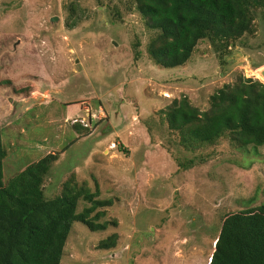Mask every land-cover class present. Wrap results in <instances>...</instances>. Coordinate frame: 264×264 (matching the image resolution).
<instances>
[{
    "label": "rangeland",
    "instance_id": "obj_1",
    "mask_svg": "<svg viewBox=\"0 0 264 264\" xmlns=\"http://www.w3.org/2000/svg\"><path fill=\"white\" fill-rule=\"evenodd\" d=\"M254 25L163 68L134 0H0L4 183L53 153L47 198L71 181L111 201L92 214L105 213V230L74 223L61 264H209L224 217L264 205V146L224 138L189 151L165 120L175 100L204 112L225 85L264 84L263 12ZM90 206L82 199L77 212ZM114 234L116 246L100 248Z\"/></svg>",
    "mask_w": 264,
    "mask_h": 264
},
{
    "label": "trees",
    "instance_id": "obj_2",
    "mask_svg": "<svg viewBox=\"0 0 264 264\" xmlns=\"http://www.w3.org/2000/svg\"><path fill=\"white\" fill-rule=\"evenodd\" d=\"M134 2L147 27L158 32L148 53L163 68L185 65L202 40L222 48L253 33L256 15L264 13V0ZM210 104L203 112L185 97L173 101L165 111L168 128L178 134L182 147L196 151L224 138L238 148L264 146L262 82L240 78L215 93ZM6 157L0 120V264H61L75 222L94 232L108 227L107 222L98 223L103 211L92 216L111 205V201L99 200V189L92 192L67 181L60 195L46 197L44 181L57 154L30 164L8 184L4 183ZM82 199L91 206L78 213ZM116 243L114 234L100 248L109 249ZM209 264H264V205L224 217Z\"/></svg>",
    "mask_w": 264,
    "mask_h": 264
},
{
    "label": "bare ground",
    "instance_id": "obj_3",
    "mask_svg": "<svg viewBox=\"0 0 264 264\" xmlns=\"http://www.w3.org/2000/svg\"><path fill=\"white\" fill-rule=\"evenodd\" d=\"M261 71H262V69L258 72V76H259V78L262 79L263 82H264V77L261 75Z\"/></svg>",
    "mask_w": 264,
    "mask_h": 264
},
{
    "label": "water",
    "instance_id": "obj_4",
    "mask_svg": "<svg viewBox=\"0 0 264 264\" xmlns=\"http://www.w3.org/2000/svg\"><path fill=\"white\" fill-rule=\"evenodd\" d=\"M57 19L55 18V19H53V21H56ZM261 75L264 77V69H262V71H261Z\"/></svg>",
    "mask_w": 264,
    "mask_h": 264
}]
</instances>
